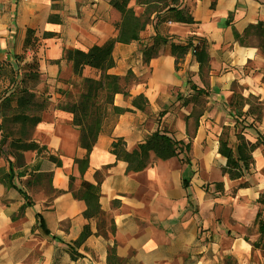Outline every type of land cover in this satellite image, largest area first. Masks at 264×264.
I'll list each match as a JSON object with an SVG mask.
<instances>
[{"label":"crops","instance_id":"obj_1","mask_svg":"<svg viewBox=\"0 0 264 264\" xmlns=\"http://www.w3.org/2000/svg\"><path fill=\"white\" fill-rule=\"evenodd\" d=\"M128 7L142 11L136 0ZM178 7L192 23L160 19L164 9L149 16L137 40L115 42L107 73L131 72L135 80L127 94L113 96L125 111L103 125L81 174L75 159L86 151L72 114L55 107L58 89L72 78L64 52L116 36L121 14L109 0H0V64L33 66L37 77L22 85L46 101L33 132L41 150L22 151L27 171L15 167V187L2 181L7 160L0 157V264H264V249L253 245L256 199L264 192V53L247 42L250 34L243 44L233 34L264 22V0H179ZM191 37L206 43L202 68L191 48L175 64L172 44ZM144 49L156 53L145 59ZM92 74L83 68V76ZM139 94L144 110L132 103ZM235 95L247 112L252 98L263 111L257 137L248 136L260 138L249 168L239 162V174L230 176L218 147L233 124ZM156 130L177 142V156L163 160L151 152L144 169L131 171L109 152L117 138L131 150ZM95 173L97 194L81 186L95 184ZM94 202L102 213L89 212Z\"/></svg>","mask_w":264,"mask_h":264},{"label":"trees","instance_id":"obj_2","mask_svg":"<svg viewBox=\"0 0 264 264\" xmlns=\"http://www.w3.org/2000/svg\"><path fill=\"white\" fill-rule=\"evenodd\" d=\"M128 1L109 0L111 6L121 14L119 22L115 24L117 28L116 36L109 37L103 43L93 45L86 51L73 49L64 52V57L72 65V78L66 82L65 88L58 89L60 98L57 99L55 107L72 114V124L78 130L79 146L86 151L83 158L75 159L81 174L87 168L88 154L103 125H113L117 116L125 111L124 108L113 104V96L115 93L127 94V86L135 80L131 72H127L123 76L107 73V69L113 66L114 63L111 52L115 42L128 43L132 40H137L139 32L144 28L149 16L152 13L158 14L164 9L165 15L160 17V19H173L183 23L193 22L192 16L184 9L178 7L179 0H136V4L142 7V11L138 15L135 14L132 8L128 7ZM230 21L231 17L229 15L225 20V24H229ZM233 34L241 44L245 42V35H256L258 38L256 46L264 53L263 21L249 24L241 35L235 30H233ZM159 41L163 42L164 40L160 38ZM188 48L192 49L200 68L207 65L206 43L199 37L189 38L184 45L172 44L171 50L175 64L178 63L180 56ZM143 53L144 58L148 59L156 51L149 52L148 49H144ZM18 57L19 55H15L16 59ZM86 66L93 71L92 75H82V70ZM0 67L2 69L7 67L10 72L14 73V68L9 63H2ZM37 74V70L33 66H29L23 77L15 78V87L0 96V157H4L7 160V170L2 179L6 186L15 187L12 183L15 167L16 169L21 167L22 173L27 171L26 166L23 164L22 151L31 149L36 150L38 154L41 150V146L33 139V132L35 125L40 120L41 112L46 107V101L35 96L22 85L26 80L36 78ZM132 103L141 110H144L147 106L146 100L140 94L133 97ZM11 110L12 113H10ZM10 124L16 125L15 128L11 129L9 127ZM8 138L10 139L8 140ZM259 142L260 138H257L255 142L246 140L239 142L235 147L236 156H234L232 147L228 144L227 139L221 137L218 151L226 158L222 171L230 176L238 175V170H240L239 162L244 167L248 166L251 162L250 152ZM4 146L9 148L7 149L8 152L6 148H3ZM186 149H189V145L186 146ZM109 152L115 155L116 159L125 161L127 169L131 171L144 169L150 163L151 152L155 157L163 160L179 154L177 142L165 131L159 130L154 131L131 150L125 148L123 139L117 138L111 142ZM8 155H12L14 160L7 158ZM49 159L56 164H60L58 159ZM19 173L17 170V174ZM95 177V184L82 180L81 186L97 194L101 176L95 173ZM214 185L217 187L219 183H214ZM19 191L23 196H26L23 191ZM256 201L261 206L255 218V226L259 237L256 242H253V245L264 249V218L261 215L262 207L264 206V192L258 195ZM88 209L92 214L102 213L96 202L89 203ZM113 227L114 225L111 221L110 228L113 229Z\"/></svg>","mask_w":264,"mask_h":264},{"label":"rangeland","instance_id":"obj_3","mask_svg":"<svg viewBox=\"0 0 264 264\" xmlns=\"http://www.w3.org/2000/svg\"><path fill=\"white\" fill-rule=\"evenodd\" d=\"M247 42L257 44L258 38L256 35L250 34L247 36ZM22 55L20 54L17 58V61L20 60ZM28 68H24L23 65L18 64V68L14 69V73L10 72L7 67H0V96L4 92H9L12 88L15 87V81L17 77L24 76L25 71ZM251 103V109L247 112L244 109L245 101L239 96L235 95L231 102L236 104V110L234 112L230 113L229 115L231 117V122L233 123L232 126H228L224 129L222 138H226L228 144L232 147L233 155L236 156L235 147L236 144H238L241 141H250L252 142L248 136H254L257 137L256 131H254V126L257 123V118H259L262 114L263 107L259 106L260 104L255 98H252L249 100ZM14 105V103H12ZM12 113V110L11 112ZM9 113V114H10ZM1 118V116H0ZM16 125L10 124L9 127L11 129H14ZM10 138H8L9 140ZM6 148L5 146L3 147ZM9 148H6V150ZM8 152V150H7ZM251 155V154H250ZM252 156V155H251ZM9 156H7L8 158ZM252 158V157H251ZM249 168V166H248ZM247 169V168H246ZM248 170V169H247ZM262 211L264 212V206L262 207Z\"/></svg>","mask_w":264,"mask_h":264}]
</instances>
